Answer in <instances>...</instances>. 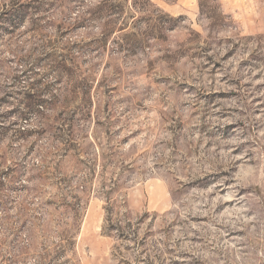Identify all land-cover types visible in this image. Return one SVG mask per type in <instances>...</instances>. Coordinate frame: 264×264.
I'll list each match as a JSON object with an SVG mask.
<instances>
[{"label": "rangeland", "instance_id": "obj_1", "mask_svg": "<svg viewBox=\"0 0 264 264\" xmlns=\"http://www.w3.org/2000/svg\"><path fill=\"white\" fill-rule=\"evenodd\" d=\"M0 264H264V0H0Z\"/></svg>", "mask_w": 264, "mask_h": 264}]
</instances>
